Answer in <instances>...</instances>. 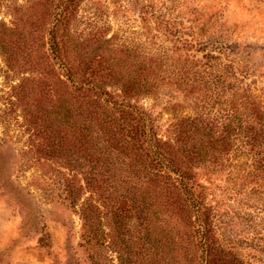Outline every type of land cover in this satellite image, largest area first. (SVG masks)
I'll list each match as a JSON object with an SVG mask.
<instances>
[{
  "label": "rangeland",
  "instance_id": "374dc122",
  "mask_svg": "<svg viewBox=\"0 0 264 264\" xmlns=\"http://www.w3.org/2000/svg\"><path fill=\"white\" fill-rule=\"evenodd\" d=\"M0 264H264V0H0Z\"/></svg>",
  "mask_w": 264,
  "mask_h": 264
}]
</instances>
